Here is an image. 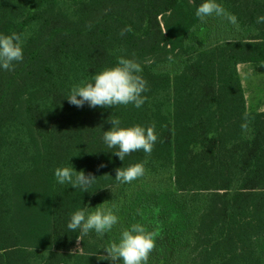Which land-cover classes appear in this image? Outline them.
Instances as JSON below:
<instances>
[{
	"label": "trees",
	"instance_id": "16d2710c",
	"mask_svg": "<svg viewBox=\"0 0 264 264\" xmlns=\"http://www.w3.org/2000/svg\"><path fill=\"white\" fill-rule=\"evenodd\" d=\"M202 2L0 0V34L24 37L23 61L0 69L3 264H123L99 255L133 223L154 233L147 264H264V110L249 111L239 73L264 64V0H217L251 32L242 39L219 23L199 38L220 18L201 21ZM122 56L141 65L142 107L69 103L73 85ZM115 118L124 127L155 122L152 153L114 155L102 137ZM141 162L152 181L125 195L116 169ZM65 166L95 182L86 192L58 183L55 169ZM97 207L119 222L78 242L71 214Z\"/></svg>",
	"mask_w": 264,
	"mask_h": 264
},
{
	"label": "clouds",
	"instance_id": "9594fccd",
	"mask_svg": "<svg viewBox=\"0 0 264 264\" xmlns=\"http://www.w3.org/2000/svg\"><path fill=\"white\" fill-rule=\"evenodd\" d=\"M196 16L201 21L209 17H227L233 24L236 17L225 12L217 0H203L196 9ZM258 22H264V16L258 17ZM128 29H122L124 35ZM23 34H0V69L12 70L15 63L24 59ZM141 65L133 59L120 57L115 66L107 67L97 73L92 81L73 85L66 96L69 103L83 107L87 103L90 107L114 108L118 105L132 104L136 108L144 105L148 91L147 81L140 75ZM112 127L104 131L103 142L108 149H116L114 155L124 161L126 156L134 152L143 151L150 155L158 140L155 131L156 124L145 127L140 124L124 127L118 118L110 119ZM246 129L247 125H242ZM145 174L144 164L135 163L127 168L116 169L115 179L120 183H131ZM54 175L60 184H68L74 188L88 191L95 182L96 176L77 171L74 167H58ZM119 222L118 216L112 208L97 207L94 212L86 208L78 209L71 214L67 228L71 232L79 230L78 242L81 235L95 231L99 236L110 232ZM155 248L154 233L147 230L141 223H133L125 228L119 241H113L105 247L106 254L99 255L101 260L123 262V264H147L150 253Z\"/></svg>",
	"mask_w": 264,
	"mask_h": 264
},
{
	"label": "rangeland",
	"instance_id": "374dc122",
	"mask_svg": "<svg viewBox=\"0 0 264 264\" xmlns=\"http://www.w3.org/2000/svg\"><path fill=\"white\" fill-rule=\"evenodd\" d=\"M224 24L227 33L231 34V37L236 39L248 38L251 34L249 30H243L238 24H233L228 18L224 20V17H220L217 20H213V22L208 26V31H203L199 34L202 39H209L211 33L216 28V24ZM194 52L193 49H187L182 51L181 59L184 58ZM181 65V62L179 66ZM239 73L243 82V86L245 89L248 108L250 112L264 110V64L255 65V64H247L241 65L239 67ZM152 179H146L145 177H140L137 180H134L132 183H126L123 186V193L128 195L131 192L138 191L140 189L145 188L148 184H150ZM2 261L0 260V264ZM3 264V263H2Z\"/></svg>",
	"mask_w": 264,
	"mask_h": 264
},
{
	"label": "crops",
	"instance_id": "0c3cea01",
	"mask_svg": "<svg viewBox=\"0 0 264 264\" xmlns=\"http://www.w3.org/2000/svg\"><path fill=\"white\" fill-rule=\"evenodd\" d=\"M0 260L2 261L1 257H0ZM2 263H3V262H2ZM2 263H1V264H2Z\"/></svg>",
	"mask_w": 264,
	"mask_h": 264
}]
</instances>
